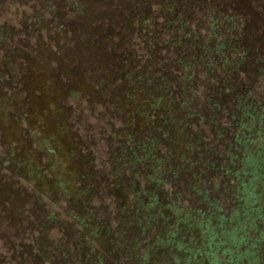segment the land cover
I'll list each match as a JSON object with an SVG mask.
<instances>
[{"label": "rangeland", "instance_id": "374dc122", "mask_svg": "<svg viewBox=\"0 0 264 264\" xmlns=\"http://www.w3.org/2000/svg\"><path fill=\"white\" fill-rule=\"evenodd\" d=\"M74 1L76 12L70 13L66 8V16L64 14L63 19L54 23L49 15L42 13L40 16L42 1L0 0V203L6 210L2 213L3 219H0V264H32L33 260L27 256L18 257V252L23 248L35 258L43 249L40 256L51 260L58 251L55 248L58 241L64 248L63 252L74 255V260L68 264H198L200 259H205L207 264H224L228 260L227 255L214 251L209 244L210 238L208 240L211 234H217L221 243H227V238H230L221 228H216V221L213 220L221 217V206L215 205L216 212L214 217L209 216V220L201 215L208 207L204 204L198 207L195 198L184 206L185 185L169 172V184L162 186L164 189L158 192L162 204L167 208L155 227L152 224L155 208L150 191H147L150 187L146 186L148 183L151 186L146 178L155 168L153 160L150 155L141 156L132 150V142H145L152 131L142 121H155L164 116L158 112L156 117L153 112L156 106L159 109V103L164 102L166 97V90L156 84L168 77H178L175 70L166 71L162 66L171 62V58H180V61L185 58L182 51L186 47H176L175 40L174 47L165 45L170 36L162 34L166 31L163 29L165 19L160 13L161 5L152 3L139 10L132 7V0H126L131 6L125 0ZM203 1L184 0V3L188 6L187 12L194 10V22L206 29L211 27V23L205 16ZM137 2L135 0V5ZM222 2L217 0L215 3L212 18L220 19L219 9L227 11L225 17L234 21L230 25L238 26L240 31L244 28L243 24L246 25L245 18L251 14L248 28L259 19V23H262L264 0L253 1L252 7H248L246 0ZM74 19L84 28L68 25ZM67 20L71 21L67 23ZM62 23L66 25L58 27ZM220 23L219 29L229 31L230 27L225 30L226 24ZM261 30L264 31L263 27ZM27 31L33 35L30 45L24 43ZM201 32L203 35L206 33ZM89 35L91 38L88 41L95 40L96 43L89 44L86 51L83 48L84 37ZM224 36L228 34L224 33ZM39 38L41 42L36 45L35 40ZM225 56L228 57V54L225 53ZM80 61L86 69L73 78H65V74L71 71L70 66L79 67ZM147 61L151 63L145 65L148 66L146 68L157 65L159 71L169 73L166 77L161 72L149 77L143 75L142 69L145 67L141 62ZM98 64L102 65L101 69L93 70ZM198 73L208 84L210 75L207 69L202 66ZM224 85L227 87L228 82ZM252 88L259 100L264 99L263 81L254 82ZM94 99L101 100L103 106L94 104L91 101ZM112 99L122 105L121 112L115 111V104L106 106ZM78 106L88 110L84 113L87 127L82 122L74 121L73 111L78 112ZM172 118H177L181 130H176L172 125V133L177 139L175 136V141L170 138L167 148L176 155L178 152L180 155L184 152L199 153L202 150L200 140L182 132L183 115L179 113V116L173 115ZM117 140L123 142V147ZM118 147L119 155L112 149ZM86 154L92 157L88 160L89 170L82 168L77 158ZM167 157L171 162V156ZM144 159H149V163H144ZM137 160L140 161V168L138 164L136 167L134 165ZM140 169L141 172H138ZM98 173H101V177ZM118 176L121 178L119 187L116 185L114 190L109 188L113 195L122 198V188L129 186L130 191L134 187L138 196L129 194L126 188L123 202L114 196L108 198L104 185L98 187L103 178L112 181ZM85 181H91V189L98 192L89 206L98 212L102 227L96 225L95 218L91 221L86 214L79 215L74 210L79 200H72L73 196L87 191ZM151 191L154 193V188ZM140 193L146 194V197H141ZM166 193L172 195L166 196ZM167 197L174 199L168 200ZM117 205L120 208L125 206L123 216L126 230L122 233H117L121 227L114 218L120 210ZM206 205L211 207L212 203L208 201ZM40 209L48 214L42 219ZM34 214L40 218L38 222L41 226L38 224L37 230H25L29 227L27 222L34 219ZM141 218H148L149 224L146 226L143 221L139 223ZM54 219L60 220L61 231L57 235L55 230L43 233V227L50 225V220ZM179 219L183 223L177 226ZM12 222L14 227H11ZM139 224H144V229L157 230L144 234L140 232ZM64 225L67 226L65 230ZM176 227L177 232L170 231ZM198 229L203 231L197 232ZM155 234L160 235L159 242L155 241ZM28 236H33L39 241L38 244L28 240ZM187 242L195 246L183 249L182 244L186 246ZM223 247L227 249V246ZM246 250L242 248L233 252V255L241 258L236 264H257L258 258H264V247L258 250L262 252L258 256L245 253Z\"/></svg>", "mask_w": 264, "mask_h": 264}, {"label": "flooded vegetation", "instance_id": "af4514ba", "mask_svg": "<svg viewBox=\"0 0 264 264\" xmlns=\"http://www.w3.org/2000/svg\"><path fill=\"white\" fill-rule=\"evenodd\" d=\"M31 1H42V12H40V16H42V13H45L52 17L54 23L64 18L66 8L70 13L76 12L74 0ZM161 1L162 3L159 0H138L136 3L137 5H135V0H132V7L139 10H142L143 7L148 5L151 6L152 3L158 6L161 5L160 13L165 19L163 29L166 31L162 34L170 36L169 40L165 42V45H168V48H171V46L174 47L175 40L176 47L179 45L186 47V49L182 51L184 55H186L184 56L185 58L181 61L180 58H171V62L164 63L162 66L166 71L170 70L173 72L175 70L178 77L174 79L168 77L164 81L161 80L163 84H156L166 90V94L164 95L166 97H164V102L159 103V109L158 106H156L153 112L156 117L158 112L164 114V116L155 121H142L145 125H149L152 131L145 142H132L134 144L132 150L141 156L150 155L155 167L151 175L149 174V177L146 178V180L151 183V186L149 183L146 184V186L150 187L147 191H150V197H152L151 200L155 208V214L152 215V224L154 223L156 227V222L165 214L167 207L162 204L158 192L164 189L162 186L169 184L168 178L170 177L169 172H171L175 179L183 182L185 185L184 206L186 202L190 203L192 198H195L198 207L202 204L208 207L201 212V215H204L202 217L207 220H209V216L214 217V213L216 212L215 205L221 206V209H219L221 217L219 220H217L218 218L213 220L216 221V228H221L230 238H227V243H221L217 239V234H211L208 236V240L210 238L209 244L214 248V251L227 255L228 260H226L224 264H236L241 258L237 255H233V252L242 248L243 251L244 248H247L245 253L252 254V256H258L260 253H264L263 250L262 252H258V250L264 247V99L259 100L258 96L255 95V90L252 88L254 82L255 84H257V82H264V45L263 43L259 44L260 40L257 41L251 38L250 32L249 35H244V37L241 38L243 31H240L239 27L236 25H230V23L234 21L231 18L225 17L227 11L221 9L217 11L220 16L219 20L226 24L224 26L225 30L228 29V27L230 28L229 31H222L219 29L218 27L221 24L220 21L216 18H212V15L214 16V8L216 9L215 3L217 0L203 1V7L206 10L205 16L211 23V27L206 29L203 27L201 28L200 24L194 22V10H190V13L187 12L186 8L188 6L186 7L184 0H170L168 3L163 0ZM127 4L131 6L129 2H127ZM50 8L52 10H50ZM123 8H125V6ZM62 9L64 10L63 13ZM151 15L153 16V14ZM75 19L68 25H79L81 27L80 29H83L84 25L77 22ZM67 21V23H69L71 20ZM193 23H195V25H193ZM63 24L66 25L62 23L59 24L58 27H62ZM201 31L206 33L203 35ZM224 33H227L229 37L224 36ZM25 36L26 40L24 43L29 44L30 38L33 35L30 31H27V35ZM89 37L91 38L90 35L84 37L86 39L83 48L86 49V51H88V47H90L89 44L96 43L95 40H93V42L88 41ZM241 39H249L252 41H243ZM40 42L41 38L35 40L36 45ZM59 52L61 53L62 50ZM225 53L228 54V57H224ZM82 63V61L79 62V67H73L71 65V71L65 74V78H68V76L73 78L78 72L86 69L82 67ZM148 63L151 62H141V65L145 67L142 69L143 75L149 77L152 74L157 75L161 72V75H165L166 77L169 73L163 70L159 71L157 65H155L156 68L155 66L151 67V65L149 68H146L148 66L145 65ZM200 66L206 68L210 75L208 84L204 83L205 79L198 73L201 68ZM101 67L102 65L98 64L93 70L96 68L101 69ZM83 74H86V72ZM96 77L99 76L96 75ZM59 78H61V75H59ZM94 80L100 79L94 78ZM145 81L147 80H143V82ZM216 81L219 83L215 84ZM231 81L235 82L231 84ZM227 82L228 86L226 87L224 84H227ZM221 83L222 85H220ZM70 91L73 92V89H70ZM120 91L122 92L123 89ZM111 93H113V91ZM116 95H118V93H116ZM69 96L72 95L70 94ZM73 99H75V97H73ZM91 101L94 104L103 106V104H100L101 100L99 99ZM114 104L115 111L117 113L121 112L123 108L122 105L113 99L106 106H112ZM78 108V112L73 111L74 121L76 123L82 122L86 127L89 126L87 125V118L84 114L88 112V110H84L81 106H78ZM170 113L173 114L171 115ZM179 113L183 115L184 120L182 121V132H186L188 135H191V137L194 136L200 140V147H202V150H200L199 153L184 154V152L180 155L178 152L176 155L173 154L172 150L167 148V141L170 138L174 140V136L176 138V135L172 133L174 131L172 125L176 130H181L177 118H172L173 115L179 116ZM127 118H129V116H127ZM191 130L193 133H191ZM109 141L111 140L109 139ZM117 141L120 147H123V142H121V140ZM177 143L179 144L178 141ZM78 146H80V144ZM82 146H84V144H82ZM112 149L119 155V147ZM124 149L128 150V147L126 148L124 146ZM167 156H171V162H169ZM77 158L80 162V166L89 170V168H87L89 164L88 160H91L92 157L86 154L85 156H77ZM136 162L137 163L134 164L135 167L138 164L137 167L140 168V161L137 160ZM143 162L149 163V159H144ZM89 167L92 168L93 164ZM149 167L152 168L151 165H149ZM138 172H141V169ZM100 175L101 173H98L99 177H101ZM106 178L99 181L98 187L101 188L104 185V190H107L106 195L108 198L114 196L121 201L125 197L126 188L129 190V194L137 195L134 187H132L133 191H130L131 187L129 186L122 188V193L124 195H122V198L113 195V192L110 191L109 188L114 190L116 185L119 187L121 178L118 176L112 181ZM85 182L88 187L87 191H80L75 194L77 196H73L72 200H79L75 203L77 204V208L74 210L79 215L86 214V217L91 221L95 218L97 222L96 225L102 227V219L98 218V212L91 210L89 206L91 201H95L94 196H96L98 192L91 189V181ZM153 188L154 193L151 191ZM168 194L172 195L171 193ZM168 194L166 193L165 195L167 196ZM140 196L146 197V194L140 193ZM99 198L105 202L102 196H99ZM167 199L173 200L174 198L167 197ZM59 201L60 200H56V202ZM208 201L212 203L211 207H209L210 205H206ZM82 203L87 204L85 205ZM117 207L120 210H118V214H115L114 218L117 223H120L121 227L117 233H120V231L122 233L126 230L125 218L123 216L125 213V206L120 208V206L117 205ZM1 208L2 204L0 203V219H3L2 213L6 210L4 211L3 208ZM102 209H104L103 206ZM171 210L173 213V206ZM40 211L42 212L40 214L41 219L48 215L43 210L40 209ZM144 212L147 213L146 211ZM175 212L177 214V211ZM67 214L71 216L70 212H67ZM40 218L34 214V219L31 222H27L29 227L27 226L28 228H25V230L30 228L37 230V225L39 224L38 219ZM140 221L146 223V226L149 224L148 218H141L139 219V223ZM179 223H183V220L179 219L177 221V226ZM49 224V227H43V233L48 230H55L57 235L59 231H61L62 224L60 220H50ZM14 226L12 222L11 227ZM53 226L54 228H52ZM139 227L141 229L140 232L144 234H150L157 230V228L144 229V224H142V226L139 224ZM216 228H214V230ZM63 229H67V226L64 225ZM170 231L177 232V227L171 228ZM200 231L202 232L203 229L197 230V232ZM33 233H35V231H33ZM253 235L256 236L251 238ZM28 237V240L31 239L33 242L36 241L33 236ZM119 240L120 242L122 241L121 238H119ZM155 241H160L159 234H155ZM36 242V244H38L39 241L37 240ZM60 243V241L56 242L57 247L55 248H57L58 251L55 252L51 260L46 257L44 259L40 256V254L43 253V249L39 250L35 258L23 248L18 252V257L23 258L27 256L29 259L33 260L32 264H41V262H48L49 264H68L74 260V255L71 256L68 252H63L64 248H61ZM185 244L186 246L182 244L183 249L195 246L190 242ZM223 246H227V249H224ZM62 254L63 256H61ZM53 259H55L54 262ZM257 260V264H264L263 257ZM198 264H207V262L205 259H200Z\"/></svg>", "mask_w": 264, "mask_h": 264}, {"label": "trees", "instance_id": "16d2710c", "mask_svg": "<svg viewBox=\"0 0 264 264\" xmlns=\"http://www.w3.org/2000/svg\"><path fill=\"white\" fill-rule=\"evenodd\" d=\"M219 1H223L224 3H226V0H219ZM246 1H247V4H248V7H252L251 5H253V3H254L253 1H255V0H246ZM223 2H222V4H223ZM231 7H233V6H231ZM260 7L262 8L263 6H260ZM242 15H245V13H242ZM250 16H252V14L247 16V18H245L246 25L242 23L244 25V28H245V29L243 28L241 30V31H243L242 35L243 36L244 35H249V32H250L251 38H254V40H260V42H262L263 45H264V31L261 30V27H263V29H264V17L261 18V20H262L261 24L259 23L260 22V19H259L256 22V24H254L253 26L248 28L247 25H248V21H249V17ZM243 21H244V19H243Z\"/></svg>", "mask_w": 264, "mask_h": 264}]
</instances>
